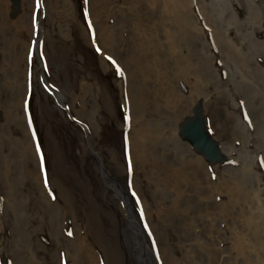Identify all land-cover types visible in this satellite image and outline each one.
<instances>
[{
    "label": "rangeland",
    "instance_id": "rangeland-1",
    "mask_svg": "<svg viewBox=\"0 0 264 264\" xmlns=\"http://www.w3.org/2000/svg\"><path fill=\"white\" fill-rule=\"evenodd\" d=\"M42 5L44 81L31 52L36 0L0 9V264H107L97 235L136 264L97 156L107 177L132 181L160 264H264V0ZM168 86L216 134L217 162L174 136L176 102H154Z\"/></svg>",
    "mask_w": 264,
    "mask_h": 264
},
{
    "label": "bare ground",
    "instance_id": "bare-ground-1",
    "mask_svg": "<svg viewBox=\"0 0 264 264\" xmlns=\"http://www.w3.org/2000/svg\"><path fill=\"white\" fill-rule=\"evenodd\" d=\"M6 8V0H0V9ZM20 22H18L19 24ZM22 25L24 24L21 22ZM17 26L20 28L21 24L19 26L14 24V27ZM43 35V32H42ZM110 39L103 38V43L109 42ZM25 56V54H24ZM43 73V72H41ZM53 90L54 96L60 100L61 102H64L65 94L60 90L59 86H52L51 88ZM176 97V92L173 87L168 86V89L164 88L160 94L155 95L154 102H176L172 98ZM144 100H146V97H143ZM193 107H196L194 105ZM197 114L196 110H194V114ZM173 118L171 120L173 129V134L176 136V139H179V134L181 132L182 126L184 125V121L188 118L189 112L186 110L185 106L182 104H178L176 102V107L174 109ZM9 118L16 120V122L24 127L23 132L25 133V125H24V119L22 114L16 115V108L9 109L8 110ZM204 118L206 117V121L208 122L210 127H213L212 125L216 126L220 122V116L218 112L215 109H209L206 111L205 114H203ZM82 127L85 131L86 136V144L89 149L92 150V146L90 145V138L88 134V121L84 120V123H82ZM214 128V127H213ZM212 138L216 140V134L211 133ZM32 152V151H31ZM30 154H27L28 157H31L32 161L36 163V157L34 153L32 152ZM105 184L112 187L116 190L118 197H117V207L120 212V215L117 219V224L122 229V237L124 239L125 244L127 245L131 255L134 257L136 264H160L159 262H156V260H152L151 253L152 250L150 249L151 246L149 244L148 238L146 234L143 231L141 222L136 214V212L132 208V203L130 200V192L132 189V181H123L117 176L112 177H105ZM53 180H47L51 188H53L55 191H57L62 199L65 206H68V200L66 199L65 195L61 191L60 186L56 182H52ZM63 194V195H62ZM70 213V212H69ZM73 214V213H71ZM91 232L92 230L89 229ZM98 238H95L94 241L98 245L99 250L101 252V256L105 257V260L107 264H120L119 256L117 254L115 246H111L108 243H104V240L100 236L97 235ZM87 264H95V261L92 257H90V260L87 261ZM164 264V263H162ZM170 264H173L172 262Z\"/></svg>",
    "mask_w": 264,
    "mask_h": 264
},
{
    "label": "water",
    "instance_id": "water-1",
    "mask_svg": "<svg viewBox=\"0 0 264 264\" xmlns=\"http://www.w3.org/2000/svg\"><path fill=\"white\" fill-rule=\"evenodd\" d=\"M182 131L185 138L191 141L195 148L204 154L207 160L215 161L218 159L217 148L204 133L202 121L198 115L188 121Z\"/></svg>",
    "mask_w": 264,
    "mask_h": 264
},
{
    "label": "snow or ice",
    "instance_id": "snow-or-ice-1",
    "mask_svg": "<svg viewBox=\"0 0 264 264\" xmlns=\"http://www.w3.org/2000/svg\"><path fill=\"white\" fill-rule=\"evenodd\" d=\"M37 3H39V0H37ZM109 59H111V57H109ZM245 118L247 119V116H245ZM69 235H71V233H69Z\"/></svg>",
    "mask_w": 264,
    "mask_h": 264
}]
</instances>
